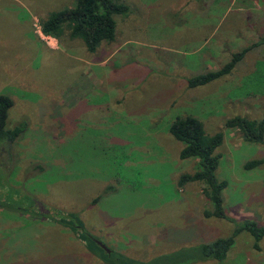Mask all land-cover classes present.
I'll return each mask as SVG.
<instances>
[{
	"label": "rangeland",
	"instance_id": "rangeland-1",
	"mask_svg": "<svg viewBox=\"0 0 264 264\" xmlns=\"http://www.w3.org/2000/svg\"><path fill=\"white\" fill-rule=\"evenodd\" d=\"M117 1L128 12L113 15L114 39L88 52L77 38L51 37L47 44L36 33L40 18L74 0H0V92L13 100L7 127L26 122L24 138L12 146L10 172L0 169V203L31 206L30 199L38 198L74 213L91 237L135 260L226 236L232 222L202 215L210 207L202 184L179 189L174 183L195 160L178 158L181 143L166 127L175 116L190 114L204 133H223L215 176L225 181L226 215L264 226V144L244 142L222 126L235 115L264 120V44L228 74L186 85L187 77L215 69L264 34V0H186L182 7L177 2L185 0ZM23 33L56 50L42 55ZM117 145L128 155L119 158L125 162L119 167ZM255 158L263 162L243 168ZM110 182L113 189L102 195ZM0 210V258L8 264L23 250L42 247L67 256L41 264H70V254L73 264H101L83 255L76 240L80 248L65 243L68 236L75 239L70 230L42 221L15 224L21 219ZM252 243L242 231L223 261L207 264H264V236L258 250Z\"/></svg>",
	"mask_w": 264,
	"mask_h": 264
},
{
	"label": "trees",
	"instance_id": "trees-1",
	"mask_svg": "<svg viewBox=\"0 0 264 264\" xmlns=\"http://www.w3.org/2000/svg\"><path fill=\"white\" fill-rule=\"evenodd\" d=\"M128 12V6L117 0H74L71 7H65L48 12L38 21L39 30L43 34L50 35L56 39L67 36L70 39L77 38L81 41L88 52H93L101 41H112L114 39L115 21L113 15L124 16ZM264 44V34L259 35L253 41L245 44L240 49L231 52L229 58L222 64L217 65L215 69L206 70L186 78V85L189 88L206 84L214 79L228 74L235 64L251 49ZM11 95L0 92V169H4L7 174L10 172V166L7 162L13 160L12 146L15 142L24 138L26 122H19L12 127H7L6 115L8 109L12 106ZM223 128L227 130H236L242 141L250 143L264 144V120L250 119L245 116L235 115L223 121ZM167 132L175 140L181 143L178 151V158L194 159L193 169L189 172H182L177 175L174 183L181 189L189 182H198L202 184L201 192L209 202L210 207L202 211L203 217L224 219L234 224L231 232L226 236L216 237L211 241L198 242L187 247H178L176 250L157 255L147 261L135 260L109 249V253L97 246L93 237L90 236L83 222L71 212L52 208L40 204L38 198L30 199L31 206L17 203L16 205H3L0 203V209H7L11 219H21L20 222L32 226L42 222H48L59 227L70 230L75 239L68 236L65 243H73V246L79 247L77 241L82 246V254L87 258L93 257L101 264H193L196 262L207 264L210 262H221L225 259L229 248L234 243V237L242 231L247 232L252 238V247L258 250V242L264 236V226H259L253 220L245 219L235 221L227 216L222 204V189L225 186L224 180H219L215 176V169L218 165L219 154L215 152L216 147L220 145L223 138L221 131L212 134L204 133L201 121L190 114L175 116L166 127ZM20 139V140H19ZM60 144V143H57ZM115 164L123 165L128 157L123 146H116ZM124 161H120V159ZM263 162L262 158H255L246 161L243 164L244 169L253 168ZM40 169V168H39ZM4 174V177L5 175ZM120 176H117L113 182H118ZM113 185L110 182L102 190V195L110 192ZM100 194L90 201L95 204ZM19 198H25L20 197ZM2 210H0L1 214ZM42 221V222H41ZM1 237V235H0ZM37 236H33L35 239ZM38 239V238H36ZM76 240V241H75ZM107 247V246H106ZM80 248V247H79ZM108 248V247H107ZM30 253L31 255H27ZM56 253V254H54ZM67 256V252L46 250L41 248L37 250H23L14 264H41L42 260L51 259L55 256ZM2 254V253H1ZM70 264L74 263V256L70 254ZM0 264H8L6 258H0Z\"/></svg>",
	"mask_w": 264,
	"mask_h": 264
},
{
	"label": "crops",
	"instance_id": "crops-1",
	"mask_svg": "<svg viewBox=\"0 0 264 264\" xmlns=\"http://www.w3.org/2000/svg\"><path fill=\"white\" fill-rule=\"evenodd\" d=\"M178 3V5L177 6H179V7H182V6H184L185 5V3H186V0L185 1H179V2H177ZM65 8V7H64ZM23 36H28L29 37V39H30V41H31V37H32V42L33 43H31V44H34V45H36V44H38V46L42 49V55H47L48 53H51L52 54V52L53 51H55L56 49L54 48V49H49V48H47V49H45V48H43V47H41L42 46V43H40V41L39 40H37V36L34 34V36L32 35V34H28V33H23L22 34ZM67 37V36H66ZM54 38V37H53ZM81 42V41H80ZM119 47L121 46V44H119L118 45ZM57 50H59V48H57ZM109 50H112V49H107V52L109 51ZM115 50V49H114ZM41 54V53H40ZM1 56H3V55H1ZM15 63V62H14ZM28 64V63H27ZM82 64L84 65V63L82 62ZM85 67V66H84ZM83 67V68H84ZM99 71V70H98ZM97 82V80H95V83ZM100 86V85H99Z\"/></svg>",
	"mask_w": 264,
	"mask_h": 264
},
{
	"label": "built area",
	"instance_id": "built-area-1",
	"mask_svg": "<svg viewBox=\"0 0 264 264\" xmlns=\"http://www.w3.org/2000/svg\"><path fill=\"white\" fill-rule=\"evenodd\" d=\"M36 33H37V35H38L41 39L45 40V43L49 44L48 40H49V38H51L52 36L41 33V31L39 30V26H38V25H37Z\"/></svg>",
	"mask_w": 264,
	"mask_h": 264
},
{
	"label": "water",
	"instance_id": "water-1",
	"mask_svg": "<svg viewBox=\"0 0 264 264\" xmlns=\"http://www.w3.org/2000/svg\"><path fill=\"white\" fill-rule=\"evenodd\" d=\"M93 241H94V243H95L97 246H99L101 249H103V250H105V252L109 253V251H110L109 248H107L103 242H101V241L98 240V239H93Z\"/></svg>",
	"mask_w": 264,
	"mask_h": 264
},
{
	"label": "flooded vegetation",
	"instance_id": "flooded-vegetation-1",
	"mask_svg": "<svg viewBox=\"0 0 264 264\" xmlns=\"http://www.w3.org/2000/svg\"><path fill=\"white\" fill-rule=\"evenodd\" d=\"M95 239V238H94Z\"/></svg>",
	"mask_w": 264,
	"mask_h": 264
}]
</instances>
